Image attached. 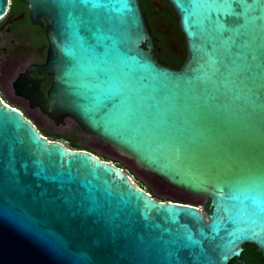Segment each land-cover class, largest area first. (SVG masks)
Segmentation results:
<instances>
[{
    "label": "water",
    "instance_id": "water-1",
    "mask_svg": "<svg viewBox=\"0 0 264 264\" xmlns=\"http://www.w3.org/2000/svg\"><path fill=\"white\" fill-rule=\"evenodd\" d=\"M165 1L178 69L143 47L139 0H26L50 43L40 104L210 212L48 138L0 95V264H228L246 243L264 255V0Z\"/></svg>",
    "mask_w": 264,
    "mask_h": 264
},
{
    "label": "flooded vegetation",
    "instance_id": "flooded-vegetation-1",
    "mask_svg": "<svg viewBox=\"0 0 264 264\" xmlns=\"http://www.w3.org/2000/svg\"><path fill=\"white\" fill-rule=\"evenodd\" d=\"M25 1L10 0L5 15L0 19V87L3 89L6 86L12 92L14 102L9 103L19 108L42 134H57L55 138L49 134L48 138L59 141L60 137H66L74 140L77 148L89 150L102 159L115 160L114 157H119V154L107 145L95 140L88 143L66 134L71 131L69 124L72 121L76 123V128L82 130L71 116L65 115L55 122L43 111L40 101L42 98L48 100V92L54 81V75L48 66L50 43L47 22L43 16L33 15ZM139 1L153 38L152 41L143 42V47L150 46V52L159 63L178 69L185 60L186 48L171 5L165 0ZM47 124L51 127H47ZM59 126L65 128L59 130ZM93 146H99L106 155H101ZM120 157L129 162L125 157ZM164 186L167 192L176 195L175 198L196 204L192 196L165 184ZM203 211L208 213L204 207ZM228 264H264V255L255 245L246 243L240 255L233 257Z\"/></svg>",
    "mask_w": 264,
    "mask_h": 264
},
{
    "label": "rangeland",
    "instance_id": "rangeland-1",
    "mask_svg": "<svg viewBox=\"0 0 264 264\" xmlns=\"http://www.w3.org/2000/svg\"><path fill=\"white\" fill-rule=\"evenodd\" d=\"M11 94L12 92H9L7 89H6V86L3 87V89L0 87V95L5 99L4 101L6 102H9V101H13L12 98H11ZM14 102V101H13ZM70 128H71V131H69L68 135L70 136H73V138H78V139H83V140H86L88 143L92 142V141H97V142H100L99 140H97L96 138L92 137L90 134L88 133H85L84 131L80 130L79 128H76V123L74 121H72L70 124ZM47 127H51L50 124H47ZM60 128H65L64 126H59V130H62ZM68 129V128H66ZM50 136H52V138H55L57 136L56 133L54 132H49ZM59 141L63 142L65 145L67 146H70V140L66 137H60L59 138ZM101 144L105 145L104 143L100 142ZM106 146V145H105ZM95 147L96 149H98L101 153V155H106L104 150H102L99 146H93ZM108 155V154H107ZM119 154V157H114L115 160L117 159H124V158H121ZM133 171H135L137 173V175L146 183V181H148L154 188H155V194L157 196H160V197H167V198H175L176 195H172L170 194L169 192H167L165 190V186H164V183L161 182L160 180L156 179L154 176L144 172V171H136L132 166H130ZM126 172L131 176V178L133 179V181L139 186L138 182L136 181V178L134 176V174L131 173V170H128L126 169ZM154 195V194H153ZM194 198V201L197 205H202L204 204L203 202V196H197V197H193Z\"/></svg>",
    "mask_w": 264,
    "mask_h": 264
},
{
    "label": "trees",
    "instance_id": "trees-1",
    "mask_svg": "<svg viewBox=\"0 0 264 264\" xmlns=\"http://www.w3.org/2000/svg\"><path fill=\"white\" fill-rule=\"evenodd\" d=\"M3 98V97H2ZM3 100H5L4 98H3ZM6 103H8V104H10L9 102H7L6 101ZM10 105H12V104H10ZM13 106V105H12ZM16 107V106H15ZM43 135H49V134H43ZM70 147H72V148H77L76 147V143H75V141L74 140H70ZM104 159H106L107 160V158H104ZM114 161V163L117 165V166H119V167H122L123 169H128V170H131V173L132 174H134V176H135V178H136V181L138 182V184H139V186L140 187H142V188H144V189H146L148 192H151V193H153V191H152V189H151V187L150 186H148L138 175H137V173L135 172V171H133V169L130 167V166H128L127 164H125L124 162H122L121 160H113ZM159 199H168V198H160V197H158ZM203 206H204V208L207 210V212H210V210H211V208L209 207V200L208 201H206V202H204V204H203ZM248 245H250V244H248Z\"/></svg>",
    "mask_w": 264,
    "mask_h": 264
},
{
    "label": "built area",
    "instance_id": "built-area-1",
    "mask_svg": "<svg viewBox=\"0 0 264 264\" xmlns=\"http://www.w3.org/2000/svg\"><path fill=\"white\" fill-rule=\"evenodd\" d=\"M4 101V100H3ZM5 102V101H4Z\"/></svg>",
    "mask_w": 264,
    "mask_h": 264
}]
</instances>
